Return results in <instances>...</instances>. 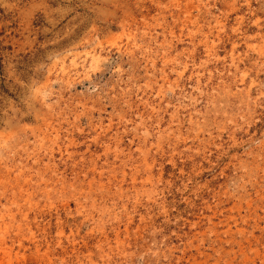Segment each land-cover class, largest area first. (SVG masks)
I'll return each mask as SVG.
<instances>
[{"label": "rangeland", "instance_id": "obj_1", "mask_svg": "<svg viewBox=\"0 0 264 264\" xmlns=\"http://www.w3.org/2000/svg\"><path fill=\"white\" fill-rule=\"evenodd\" d=\"M0 264H264V0H0Z\"/></svg>", "mask_w": 264, "mask_h": 264}]
</instances>
